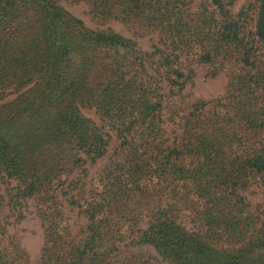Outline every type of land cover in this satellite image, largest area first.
<instances>
[{
  "label": "trees",
  "instance_id": "1",
  "mask_svg": "<svg viewBox=\"0 0 264 264\" xmlns=\"http://www.w3.org/2000/svg\"><path fill=\"white\" fill-rule=\"evenodd\" d=\"M70 1L163 45L135 48L61 0H0V264H264V210L245 193L264 187V0L236 13L234 0ZM181 54L229 83L175 104L169 139L161 81L185 85ZM28 197L44 235L35 262L16 234L4 241L3 206L18 221ZM63 205L85 218L77 232Z\"/></svg>",
  "mask_w": 264,
  "mask_h": 264
},
{
  "label": "rangeland",
  "instance_id": "2",
  "mask_svg": "<svg viewBox=\"0 0 264 264\" xmlns=\"http://www.w3.org/2000/svg\"><path fill=\"white\" fill-rule=\"evenodd\" d=\"M202 1L203 0H191L189 4L190 11H196ZM244 2L245 0H234L233 4L229 7L233 13H236L238 8ZM61 3L66 9L79 16L90 27H112L124 39L133 43L135 48L148 51L152 49L153 44H159L160 46L163 45L159 39V35L155 32L145 31L135 24L127 23L119 19H110L104 22L93 19L88 11L89 6L84 1L72 2L70 0H61ZM178 60L179 67H181L184 73L188 76L185 85L181 89L171 92V88L167 81H161L163 86L161 91L164 95V107L161 111V115L164 119L163 126L167 130L165 135L169 139H171L174 134L172 131L173 121L171 117L174 119L177 118L173 111L175 104L184 106L185 104L199 98L213 99L216 97H222L226 94L229 83V71L225 68L219 70L217 74L211 75L209 73L208 65L203 62L187 58L185 54H181ZM189 67L192 68V71H189ZM86 114L92 118L97 117L93 109L86 110ZM116 142V140H112L107 151L102 156L93 160L87 158L85 165L88 168V178H91L106 163H108L113 154ZM12 184H14L13 180ZM245 193L251 201L253 208L258 207V209L264 210V187L251 186L245 191ZM19 207L22 210L23 216L18 221H15L14 217L9 215L8 206L6 204L3 206L2 215L7 222L4 241H7L9 236L16 234L21 246L27 251L30 260L35 262L39 258L40 250L44 241L41 222L33 205L32 197L22 199ZM63 209L69 215L72 230L77 232L80 224L85 221V218L78 213L75 206L63 205ZM146 247L149 248V245H145L142 248Z\"/></svg>",
  "mask_w": 264,
  "mask_h": 264
}]
</instances>
